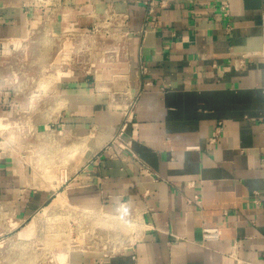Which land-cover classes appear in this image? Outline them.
I'll return each mask as SVG.
<instances>
[{"label":"crops","instance_id":"obj_1","mask_svg":"<svg viewBox=\"0 0 264 264\" xmlns=\"http://www.w3.org/2000/svg\"><path fill=\"white\" fill-rule=\"evenodd\" d=\"M150 1L0 0V213L80 211L67 264H264V0Z\"/></svg>","mask_w":264,"mask_h":264},{"label":"rangeland","instance_id":"obj_2","mask_svg":"<svg viewBox=\"0 0 264 264\" xmlns=\"http://www.w3.org/2000/svg\"><path fill=\"white\" fill-rule=\"evenodd\" d=\"M34 38L29 33L25 39L27 47L23 49L24 47L21 45L16 50L14 55L15 61H17L15 72L18 75L29 71L30 60L38 57V54L36 53L35 57V51L28 47L30 46L29 43L34 42L32 41ZM31 45L35 46L36 44ZM33 53L34 55H32ZM30 69L34 70V65L33 67L30 65ZM34 71L38 73L39 70L35 67ZM35 83L38 82H34V85ZM32 102L35 107L41 102V98L35 96ZM43 115L41 111L37 112L34 108V111L29 114L25 112L14 114L15 119L10 121L24 120L28 116L41 120ZM8 149L11 150L10 147ZM38 162L40 165L38 167L40 169L39 173L41 172L44 175L43 178L49 182L50 180L53 181L51 177H55L54 180L57 182L60 178V174L59 177L56 175L61 168L59 164L67 161L66 159L56 160L53 158L49 161L41 159ZM48 174L49 176L51 174L50 178ZM58 183V186H60V180ZM60 198L55 197L52 199L38 214L23 225L16 226V229H13L15 227L10 225V219H5L4 214L0 213V218H2L0 219V264H59L57 260L61 254H68L80 245L84 231L83 222L80 219L81 213L69 208L65 202L60 208L54 209V204Z\"/></svg>","mask_w":264,"mask_h":264},{"label":"built area","instance_id":"obj_3","mask_svg":"<svg viewBox=\"0 0 264 264\" xmlns=\"http://www.w3.org/2000/svg\"><path fill=\"white\" fill-rule=\"evenodd\" d=\"M154 0L150 1V6L153 4ZM220 12L222 13V16L224 18H228L229 14H230V6L228 4V2L226 1L225 3H221L220 6L218 5ZM147 24H151V22L156 21L155 16L153 14V9L151 8V10L148 13V17H147ZM11 148V144L8 142V140L6 139V137L3 136V133L0 132V164L2 163V161L5 159V155L7 153V151L9 150L8 148ZM217 237V231L216 230H205L204 231V239L206 240H212L213 238Z\"/></svg>","mask_w":264,"mask_h":264},{"label":"bare ground","instance_id":"obj_4","mask_svg":"<svg viewBox=\"0 0 264 264\" xmlns=\"http://www.w3.org/2000/svg\"><path fill=\"white\" fill-rule=\"evenodd\" d=\"M45 173V172H44ZM47 173V172H46ZM49 173V172H48ZM50 176H51V174H50ZM50 176H49V174H48V177L50 178ZM51 178H53V180H54V178L55 177H51ZM62 179V178H61ZM63 180V179H62ZM61 183H62V181H61ZM43 186V185H42ZM48 186V185H47ZM43 187H45V186H43ZM52 187V186H51ZM50 187V188H51ZM42 188V187H41ZM53 188V187H52ZM62 204H63V201H58V202H56L55 204H54V209H56V208H60V206H62ZM64 207V206H63ZM0 219H2V218H0ZM120 220V219H119ZM15 228H13V229H16V226L15 225H13ZM12 226V227H13ZM69 243V242H68ZM55 245V244H54ZM1 246V245H0ZM3 246V245H2ZM69 246V245H68ZM54 257V256H53ZM56 260H57V258H56ZM58 263L59 264H67L68 263V254H61L60 256H59V258H58ZM56 262V261H55Z\"/></svg>","mask_w":264,"mask_h":264}]
</instances>
